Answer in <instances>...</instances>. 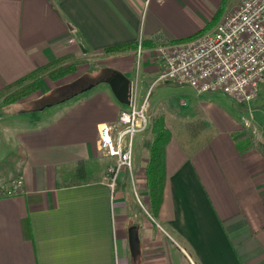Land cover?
Listing matches in <instances>:
<instances>
[{
  "label": "crops",
  "instance_id": "0c3cea01",
  "mask_svg": "<svg viewBox=\"0 0 264 264\" xmlns=\"http://www.w3.org/2000/svg\"><path fill=\"white\" fill-rule=\"evenodd\" d=\"M224 1L0 0V93L38 70L69 63L77 67L71 83L43 75L33 102L90 79L88 88L61 101L63 107L41 106L39 117L23 118L13 148L0 147V162L16 149L25 156L22 193L0 198V264H264V153L248 148L241 125H222L226 115L218 108L207 104L203 111L206 138L185 143L171 137L157 218L142 157L152 139L141 138L133 157L139 203L125 173L116 190L110 188L107 172L115 159L98 149L100 127H118L127 106L106 78L120 73L139 91L153 73L149 63L141 67L144 80L132 79L138 49L106 51L140 43L150 51L195 37ZM98 59L108 64L90 71ZM82 65L88 68L80 72ZM30 98L17 105L29 109ZM209 109L222 124L208 118ZM132 226L140 243L137 258Z\"/></svg>",
  "mask_w": 264,
  "mask_h": 264
},
{
  "label": "built area",
  "instance_id": "2783aa9c",
  "mask_svg": "<svg viewBox=\"0 0 264 264\" xmlns=\"http://www.w3.org/2000/svg\"><path fill=\"white\" fill-rule=\"evenodd\" d=\"M151 53L159 73L157 83L189 87L197 96L221 94L250 103L264 81V0H240L212 30L186 41L158 44ZM150 96V91L140 96L137 82L132 83L129 105L120 112L118 127H100L99 152L115 159L107 172L113 191L123 173L133 175L135 137L152 126ZM6 188L1 189L2 194ZM22 191L20 178L3 195L18 196Z\"/></svg>",
  "mask_w": 264,
  "mask_h": 264
},
{
  "label": "rangeland",
  "instance_id": "374dc122",
  "mask_svg": "<svg viewBox=\"0 0 264 264\" xmlns=\"http://www.w3.org/2000/svg\"><path fill=\"white\" fill-rule=\"evenodd\" d=\"M240 3V0H227L224 1L223 5L219 8L215 16L210 20L209 25L211 22L215 21V17L218 19L216 20V24L209 29L212 30L223 18L224 16L231 13L232 10H234L238 4ZM214 19V20H213ZM208 25V26H209ZM152 50V49H151ZM150 51H146L144 48L142 51H136V65L134 69V73L131 75L132 79L136 80V76L142 77L141 75V67L147 69V67L150 65L153 66V68L149 67L152 74L149 75V82H147V85L140 84V93L142 96H145L148 91L151 92L150 96V114L152 116V128L154 125V121L157 118H164L167 129L172 133V136L180 138L183 142L190 143L194 139H199L203 136V138H206L209 135V131L206 130L207 126L206 123L207 115L203 114V111L208 108L207 104H212L216 108L219 109L220 112L224 113L226 116L225 119H223L226 123L222 124L219 120L220 116L218 115H212L213 112L209 109L208 110V118L211 120V116L216 118L222 125H230V121H234L238 125H241V135L246 139L245 141L248 142V148H253L258 150L260 153H264V81L259 85L258 89V95L257 98L254 99L250 103H239L236 101H232L225 97L224 95L217 94L215 96L210 95H203V96H197L194 94V92L189 87H179L173 84L161 82L157 83L156 81L159 78L158 69L154 66L155 61L152 58V53ZM99 60V59H98ZM90 71H98L103 67V64H108L105 60L104 61H97V62H90ZM66 65L76 66V64L69 63ZM81 66V65H80ZM80 72L86 71L87 66L82 65ZM138 67L140 68V71H138ZM77 71V67H75L74 71L70 74L59 78L58 80H61L57 82L56 84H69L73 80V74H75ZM147 71V70H146ZM45 75L50 76L51 72L48 71L44 73ZM104 74V72H102ZM101 74V75H102ZM106 75V74H104ZM99 76V75H97ZM64 78V80H63ZM89 77H85L82 79V81L78 84H76L74 87H66L59 91V94H56L54 96L47 95L43 99L39 101V104L33 102L37 99V92L32 94L30 97V101L32 102H26L28 105L27 107L29 109L21 108V106L18 104V106L15 108L14 106H7L5 103V96H0V147L4 146L8 150L9 148H13L11 144L16 142V136H17V128H19L20 121L23 118L29 119V118H35L39 117L41 114L39 113L40 109H36L40 106H59L60 108L62 106V102L64 101H70V99H67L70 95L73 93L80 92V89L82 87L88 88L87 84L90 79ZM56 80V81H58ZM156 82V83H155ZM50 84V83H49ZM54 86H56L55 83H52ZM51 84V85H52ZM69 88V89H68ZM73 91V92H71ZM40 95V93H39ZM38 95V96H39ZM212 97V98H210ZM214 97V98H213ZM66 101V102H67ZM183 102H185V105H182ZM69 103V102H68ZM50 109L47 110V112ZM198 112V113L190 115V114H184L185 112ZM198 117V118H196ZM152 128L145 133L144 135H140L135 137L134 141V154L137 156L139 151V143L141 141V138H144L145 140L153 139L155 138V135L152 132ZM211 135V134H210ZM12 154L17 152V149L14 150ZM149 149L147 148L144 153H142V157L146 154V160L148 161L149 157ZM264 156V154H263ZM5 158H3L4 160ZM2 160V161H3ZM1 161V162H2ZM147 161H145V164H147ZM0 162V163H1ZM20 163H18L19 165ZM125 179H126V185L129 186V192L131 193V196L136 199L137 197L134 195V190L132 188V182H131V174L125 173ZM21 177H19L16 174H11V178L9 180L5 179V177L2 178V181H0V191L3 187L9 188L11 184L19 180ZM7 188L4 189V195H6ZM1 195V194H0ZM143 200V198H142ZM144 203L143 201H140ZM139 203V201H138Z\"/></svg>",
  "mask_w": 264,
  "mask_h": 264
},
{
  "label": "trees",
  "instance_id": "16d2710c",
  "mask_svg": "<svg viewBox=\"0 0 264 264\" xmlns=\"http://www.w3.org/2000/svg\"><path fill=\"white\" fill-rule=\"evenodd\" d=\"M215 21L211 22V24L201 33L209 31L214 24H216L217 17L214 18ZM213 19V20H214ZM193 38V37H191ZM189 38V39H191ZM186 39V40H189ZM182 40V41H186ZM179 41V42H182ZM138 45H122L110 48L106 51L107 54L112 53H122L131 50L138 49ZM75 66L71 65H59L54 66L51 69H42L36 71L33 75L17 82L15 85L10 86L5 91L0 93V96H5V104L7 106H14L15 108L18 106L17 103L21 100H24L30 97L32 94L39 90V80L45 75L44 73L50 71L51 75L49 76L52 80H58L61 77H64L71 72H73ZM41 107V106H40ZM39 108V107H38ZM36 108V109H38ZM152 132L155 135V138L152 142L150 152H149V160L146 164L147 169V185L149 188V197H150V206L151 213L154 218L158 217L162 202L164 189L167 181L166 176V148L168 143L171 140V132L167 129L165 125L164 118H157L154 121V125L152 128ZM24 153L22 149H19L18 153L8 155L1 163H0V178L5 177L7 180L11 178V174H16L21 177L20 174V164L24 160ZM18 163H20L18 165ZM77 171H79L77 169ZM0 198H4L2 191H0Z\"/></svg>",
  "mask_w": 264,
  "mask_h": 264
},
{
  "label": "water",
  "instance_id": "95a60500",
  "mask_svg": "<svg viewBox=\"0 0 264 264\" xmlns=\"http://www.w3.org/2000/svg\"><path fill=\"white\" fill-rule=\"evenodd\" d=\"M113 89V92L120 103L124 105H129V94H130V87L131 83L128 79H126L122 74L115 73L110 75L105 80ZM130 235V247L131 253L134 258H137L140 253V243L137 233V228L132 226L129 230Z\"/></svg>",
  "mask_w": 264,
  "mask_h": 264
}]
</instances>
